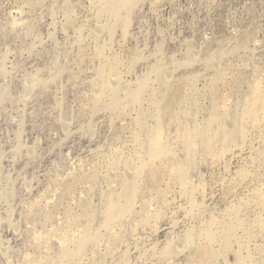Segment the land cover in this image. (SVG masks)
I'll use <instances>...</instances> for the list:
<instances>
[{
  "label": "rangeland",
  "instance_id": "obj_1",
  "mask_svg": "<svg viewBox=\"0 0 264 264\" xmlns=\"http://www.w3.org/2000/svg\"><path fill=\"white\" fill-rule=\"evenodd\" d=\"M244 258L264 264V0H0V264Z\"/></svg>",
  "mask_w": 264,
  "mask_h": 264
},
{
  "label": "bare ground",
  "instance_id": "obj_2",
  "mask_svg": "<svg viewBox=\"0 0 264 264\" xmlns=\"http://www.w3.org/2000/svg\"><path fill=\"white\" fill-rule=\"evenodd\" d=\"M260 82V81H259ZM163 136V135H162ZM191 155H193V154H191ZM194 157V156H193ZM149 158H150V156H149ZM148 158V159H149ZM157 158V157H156ZM161 158V157H160ZM187 158V157H186ZM152 160V159H151ZM149 161V160H148ZM152 161H154V160H152ZM147 164H149V162L147 163ZM146 164V167H148V165ZM153 164V163H152ZM144 166H145V164H144ZM142 167V166H141ZM140 169V168H139ZM154 170V169H153ZM140 173V172H139ZM139 175V174H138ZM142 175V174H141ZM135 176V175H134ZM81 178H83V177H81ZM137 178V177H136ZM133 182H134V178L133 179H131ZM130 181V180H129ZM132 182V183H133ZM140 185V184H139ZM138 186V185H137ZM134 187H136V186H134ZM133 187V191H131L130 192V194H129V201H128V206H127V208H128V212L129 211H131L132 209H133V207H135L136 206V204H135V201H136V195H137V188H134ZM130 188V187H129ZM129 190L130 189H128V192H129ZM127 194V193H126ZM126 196V195H125ZM138 200V199H137ZM127 204V203H126ZM135 205V206H134ZM126 206V205H125ZM124 209H126V208H124ZM135 209V208H134ZM124 211H126V210H124ZM134 211V210H133ZM130 214V213H129ZM125 217V216H124ZM89 226V225H88ZM237 264H247V261H246V259L244 258V259H242V260H240L239 262H237Z\"/></svg>",
  "mask_w": 264,
  "mask_h": 264
}]
</instances>
